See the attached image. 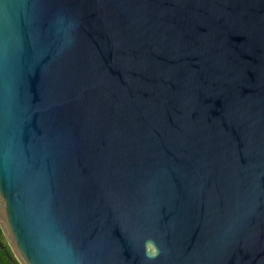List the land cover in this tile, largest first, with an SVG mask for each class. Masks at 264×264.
Listing matches in <instances>:
<instances>
[{"label":"water","instance_id":"95a60500","mask_svg":"<svg viewBox=\"0 0 264 264\" xmlns=\"http://www.w3.org/2000/svg\"><path fill=\"white\" fill-rule=\"evenodd\" d=\"M0 228L19 264H264V0H0Z\"/></svg>","mask_w":264,"mask_h":264},{"label":"trees","instance_id":"16d2710c","mask_svg":"<svg viewBox=\"0 0 264 264\" xmlns=\"http://www.w3.org/2000/svg\"><path fill=\"white\" fill-rule=\"evenodd\" d=\"M0 264H19L0 228Z\"/></svg>","mask_w":264,"mask_h":264},{"label":"clouds","instance_id":"9594fccd","mask_svg":"<svg viewBox=\"0 0 264 264\" xmlns=\"http://www.w3.org/2000/svg\"><path fill=\"white\" fill-rule=\"evenodd\" d=\"M148 248L152 247L154 248V245L152 244V242H149L148 245H147ZM146 255L148 257V259H155L156 258V255H158V252L155 254V255H149L147 252H146Z\"/></svg>","mask_w":264,"mask_h":264},{"label":"snow or ice","instance_id":"6c2138e0","mask_svg":"<svg viewBox=\"0 0 264 264\" xmlns=\"http://www.w3.org/2000/svg\"><path fill=\"white\" fill-rule=\"evenodd\" d=\"M149 254L150 255H155L156 254V250L152 247L149 248Z\"/></svg>","mask_w":264,"mask_h":264}]
</instances>
